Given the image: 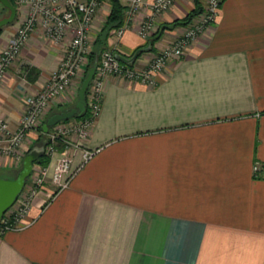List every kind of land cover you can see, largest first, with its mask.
Masks as SVG:
<instances>
[{
  "label": "crops",
  "instance_id": "crops-1",
  "mask_svg": "<svg viewBox=\"0 0 264 264\" xmlns=\"http://www.w3.org/2000/svg\"><path fill=\"white\" fill-rule=\"evenodd\" d=\"M154 1L109 41L126 57L144 49L133 66L181 35L187 24L176 21L197 8V0H176L145 39L137 26ZM198 4L202 11L206 0ZM110 9L103 0L92 44ZM13 26L0 35V52ZM72 37L31 35L0 84V117L11 129ZM154 76V83L106 78L99 115L83 144L70 147L69 185L57 190L49 179L19 226L0 232V264H264V0H223L216 21ZM85 148L98 152L79 168ZM20 167L0 153V176Z\"/></svg>",
  "mask_w": 264,
  "mask_h": 264
},
{
  "label": "built area",
  "instance_id": "built-area-1",
  "mask_svg": "<svg viewBox=\"0 0 264 264\" xmlns=\"http://www.w3.org/2000/svg\"><path fill=\"white\" fill-rule=\"evenodd\" d=\"M126 1L127 8L124 22L112 31L111 40L121 38L124 35L132 23L135 22L137 11L145 3V0ZM175 1L155 0L151 4L152 13L142 19L137 26L138 32L143 38L149 39L155 33L156 17L171 8ZM21 2L28 6L27 16L18 25L15 34L6 47L0 52V84L5 81L8 71L19 58L22 49L37 29H41L44 35L54 42L63 40L70 30L73 32V37L64 50L59 67L52 72L47 84L41 91L26 98L27 109L21 119L20 126L16 129L17 131L11 129L10 123L0 117V130L6 134V140H8V143H4L6 140L0 139V153L8 156L19 152V147L26 133L37 125L38 118L51 101L62 95L70 96L69 92H76L74 88H77V83L82 81L84 67L87 66L88 57L92 51L90 48V45L92 46L90 33L103 0H21ZM222 2L223 0H206L204 9L186 25L187 27L182 34L169 41L151 62L143 66L128 65L121 61L117 56L115 47L105 49L101 53L95 76L89 87L88 107L91 114L86 118H76L78 125L74 130L78 138L68 144L79 147L87 138L94 119L101 111L104 85L108 76L154 83L155 73L163 70L172 59L185 55L197 37L216 21ZM63 134H66V131ZM49 135L52 140L63 137V135L54 134L53 130H50ZM47 152H49V148ZM97 152L98 149L85 148L83 150V161L79 168ZM72 161V157L66 152L59 155L51 175L57 190L66 188L71 177L75 174L72 170ZM261 168V163L257 161L253 168L255 177L261 175ZM49 173L48 167L41 170V175L35 180L37 187L43 186L45 180L49 177ZM36 193L37 188L33 189L28 195L23 190L15 205L5 213L1 220L0 232L16 229L19 226L21 218L28 212ZM10 214L11 216L7 218Z\"/></svg>",
  "mask_w": 264,
  "mask_h": 264
},
{
  "label": "rangeland",
  "instance_id": "rangeland-1",
  "mask_svg": "<svg viewBox=\"0 0 264 264\" xmlns=\"http://www.w3.org/2000/svg\"><path fill=\"white\" fill-rule=\"evenodd\" d=\"M14 2L16 3V6L18 8L17 18L10 25H7V26L3 27L2 30H1L0 35L3 34L4 32H6L7 28L9 29V27H11L13 25L14 26L16 25L15 26L16 29L14 31V34H15V32H16V30L18 28L17 25L20 24L22 22V20L27 16L26 10L28 9V6L22 4L21 0H15ZM9 14H10V10L7 7H5L2 3H0V18H2L4 16H8ZM21 15H23V17ZM93 45L94 44H92V46L90 45L91 50L93 48ZM154 57H155V55H154ZM154 57H152L149 62H151ZM17 61H18V59L14 62V64ZM90 64H91V60H90V56H89L88 57V64H87V66L84 67L85 71H84V74H83L82 81H83V79L85 78V76L87 74V71H88V69L90 67ZM82 81L80 83L78 82L79 84L77 83V86H78L77 88H74L76 90L75 93L74 92H69L71 94L70 95L71 97L68 96V95H62V96L56 97L53 101L50 102V104L47 106V108L42 113V115L38 118L37 125L33 129L29 130L26 133V136H25L22 144L19 147V152L15 153L14 155H11V157H14V159L17 161V166L20 167L22 165L23 154H24V151H25L24 150V145H26V143H28L30 145V148H31L33 145H35L39 141L40 142H44V141L48 142V145H47L48 147L46 149V152H47V150L49 148V152H47V154L50 157V161H49V163L47 165H43V164H37L36 165L34 173L29 178L27 186L24 188V193L26 195L30 194L32 192V190L35 189V188H37V192L40 190V188L42 186L41 187H37L36 186V184H35L36 178L41 175V170L44 167H48L49 170H50V173H52L53 169H54V166L56 165V161H57L59 155L62 154L63 152L68 153L72 157V159H73L72 166H73L74 157H73V154H71V152H70V147L72 145L68 144V143L76 141L77 138H78L77 135H76V132L74 130L77 127V125H78V120H76V118H73V119H70V120L62 121L59 124H57L54 127H52L51 130H53L54 134L63 135V137L61 139H56V140H52V138H51V136L49 134L47 136H43L42 125L48 119V116L50 115V113L52 111L61 110V109H56V108H58L57 106H60V107L69 106V104H73L75 101H77L78 95H79V89L81 87ZM39 91H41V90H39ZM38 92H36V93H38ZM36 93H28L27 98L29 96H31V95H35ZM60 98L64 99L65 102L56 104V101L58 99H60ZM25 105H26V108L24 110V113H23L22 117L24 116V114L26 112V109H27V100L25 102ZM62 109H64V108H62ZM20 123H21V121H20ZM65 131H66V134H63ZM4 143H8V140L4 141ZM58 145H62V147L58 146ZM53 151H55V152H53ZM253 172H254V169H253ZM50 173H49V176L51 177L52 174H50ZM50 177H47V179L45 180L44 184L46 182H48L49 179H51ZM10 216H11V214L8 215L7 218L10 217Z\"/></svg>",
  "mask_w": 264,
  "mask_h": 264
},
{
  "label": "water",
  "instance_id": "water-1",
  "mask_svg": "<svg viewBox=\"0 0 264 264\" xmlns=\"http://www.w3.org/2000/svg\"><path fill=\"white\" fill-rule=\"evenodd\" d=\"M5 7L10 10L8 16L0 18V30L15 21L18 15V8L11 0H0ZM144 49H139L132 57H126L117 53L118 58L125 63H133ZM99 58L97 57L88 71L86 77L82 81L78 101L76 104L60 111H53L47 121L43 124L45 133L50 128L61 121H66L77 116H82L87 110V92L90 84L95 76ZM45 154V147L35 145L29 150L23 158L22 166L18 169L14 177L0 176V222L5 213L12 208L17 202L19 196L23 192L28 183V179L32 176L35 168V162Z\"/></svg>",
  "mask_w": 264,
  "mask_h": 264
},
{
  "label": "trees",
  "instance_id": "trees-1",
  "mask_svg": "<svg viewBox=\"0 0 264 264\" xmlns=\"http://www.w3.org/2000/svg\"><path fill=\"white\" fill-rule=\"evenodd\" d=\"M12 3L16 6V3L14 2L15 0H11ZM198 1L197 0V8L194 9L185 19H183V21H179L177 20L176 21V24H179V23H184V24H188L192 21V19L198 14L200 13V11L198 10ZM127 8V3H125L123 0H111V9H110V12H109V15L107 16V19L103 25V27L101 28L100 32L98 33V36L95 40V42L93 43V48H92V51H91V54H90V60H91V64H90V67L88 69V71L90 70L92 64L94 63L95 59L98 57L100 59V56H101V53L105 50V49H108L110 47L109 45V41L111 39V36H112V31L118 27H120L123 22H124V18H125V10ZM2 30V29H1ZM1 30H0V33H1ZM140 49V48H139ZM139 49H137L136 51H138ZM136 53V52H135ZM134 53V54H135ZM133 54V55H134ZM142 54V53H141ZM140 54V55H141ZM133 55H131L130 57H132ZM139 55V56H140ZM138 56V58H139ZM137 60V59H136ZM135 62V61H134ZM133 63H127L128 65H133ZM28 67V66H27ZM29 68V67H28ZM30 69V68H29ZM31 73H35V76L37 77L39 75V71L37 69H34L31 68ZM87 71V73H88ZM87 75V74H86ZM30 76V75H29ZM86 77V76H85ZM84 80V79H83ZM88 99H89V89H88V92H87V110L86 112L82 115V116H77L75 118H86V117H89L90 116V109L88 107ZM78 101V99H77ZM51 115V114H50ZM49 115V116H50ZM48 116V118H49ZM47 121V120H46ZM45 121V122H46ZM44 122V123H45ZM52 128V127H51ZM50 128V130H51ZM42 131H43V136H47L49 134L48 133H45L44 130H43V125H42ZM35 145H40V146H44L45 147V154L40 157L36 162H35V165L37 164H43V165H47L50 161V157L49 155L47 154L46 152V149H47V145H48V142H37ZM33 145V147L35 146ZM58 146H61L62 145H58ZM32 147V148H33ZM32 148H30L29 150H31ZM17 173V172H16ZM29 180V179H28Z\"/></svg>",
  "mask_w": 264,
  "mask_h": 264
}]
</instances>
